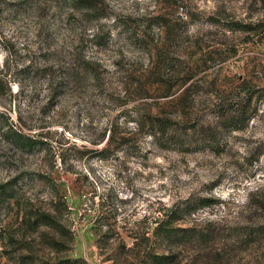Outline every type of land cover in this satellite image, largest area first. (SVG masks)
Returning <instances> with one entry per match:
<instances>
[{
    "label": "rangeland",
    "instance_id": "374dc122",
    "mask_svg": "<svg viewBox=\"0 0 264 264\" xmlns=\"http://www.w3.org/2000/svg\"><path fill=\"white\" fill-rule=\"evenodd\" d=\"M91 2L0 0V264H264V0ZM197 199L208 244L154 241Z\"/></svg>",
    "mask_w": 264,
    "mask_h": 264
},
{
    "label": "trees",
    "instance_id": "16d2710c",
    "mask_svg": "<svg viewBox=\"0 0 264 264\" xmlns=\"http://www.w3.org/2000/svg\"><path fill=\"white\" fill-rule=\"evenodd\" d=\"M91 0H75V5L81 9H90L91 8ZM234 29H241L246 32L249 31H257L264 28V23H259L257 25H251V24H236L234 26ZM233 28V27H232ZM247 100V99H246ZM245 103L247 101H244ZM244 103V104H245ZM237 105H240L239 102L235 103ZM246 109L239 108L237 106L236 109H233L232 112L228 113L227 116L223 118V120L226 122V128L229 132L234 131H241L244 129L245 125L247 124L248 118H246ZM153 127V126H152ZM154 127L157 129L156 132H152L151 135L153 137H156L157 133H161L162 137L166 136V125L165 123H161L160 121L157 122V124H154ZM160 129V130H158ZM210 130V134L206 133L204 136V148H208L213 150L214 146L217 144L216 135L221 134L222 128L221 127H213ZM226 131V130H224ZM8 137L12 140V142L20 149H26L31 148L33 142L31 139L25 137L22 135L21 132L15 131L13 129H9L8 131ZM172 137L169 136V143H172ZM163 143L168 144L167 140L162 141ZM191 137H187L186 143L190 145ZM183 144V142H182ZM181 145V144H180ZM186 144L184 143L183 146ZM188 146V145H186ZM185 205L183 207L180 206H174L171 210L168 211V213L164 214L163 219H159L156 223V226L153 228L151 236H153L154 241H159V243H165L170 246H181V245H187L191 244L192 242L200 243V244H208L212 238L211 235L208 233H204L202 231H197L195 229L191 228H179L176 227V224H178L179 221H182L183 216L191 214L193 211L208 206L211 204L209 200L207 199H197L192 203H189V201L184 203ZM246 237L253 240H261L260 234L257 232L254 233H247ZM261 237V238H260ZM143 260L141 261L142 264H174L176 257L174 255H165V254H157L153 252L146 251ZM75 262H67V261H60L59 263L55 264H74Z\"/></svg>",
    "mask_w": 264,
    "mask_h": 264
}]
</instances>
